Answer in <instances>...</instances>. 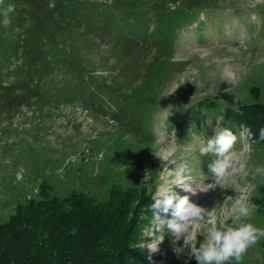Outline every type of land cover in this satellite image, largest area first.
<instances>
[{"label":"rangeland","instance_id":"1","mask_svg":"<svg viewBox=\"0 0 264 264\" xmlns=\"http://www.w3.org/2000/svg\"><path fill=\"white\" fill-rule=\"evenodd\" d=\"M118 1L128 8L135 2ZM45 4V0L0 3L3 10L15 5L13 12L0 14V38L10 16L20 14L23 21L16 23L20 44H36L30 70L24 69L14 81L7 72L0 75V221L21 197L35 195L44 179L53 187L50 193L58 196L73 189L102 199L111 183L143 190L140 193L145 198L132 226L135 242L127 264H197L183 239L175 241L166 227L161 228L156 215L164 219L170 213L148 211V203H154L152 195L161 187L171 190L177 184L176 195H189L206 211L215 208L190 233L197 236V247L211 227L231 224L235 199L254 204L251 222L264 228L262 178L228 177L221 186L194 196L185 190H200L213 183L207 164L214 157L201 156L197 144L198 137H212L218 116L212 123L206 121L204 133L199 128L200 99L230 106L242 114L247 123L242 125L250 131L259 127L253 113H242L238 105L264 107V0H153L151 11L163 13L150 16L146 42L136 46L112 44L109 32L98 28L88 33L93 37L90 52L82 50L81 56L95 71L84 81L91 83L101 99L85 104L76 99L47 102L39 91L43 81L32 74L40 53L62 39L69 20L61 8ZM168 11H175L180 20L174 38L166 28L172 24L164 15ZM47 18L53 26L43 25ZM85 32V27L79 31ZM251 85L260 88L259 96L252 94ZM106 89L113 101L103 94ZM25 111L31 113L25 115ZM168 116L190 131L187 142L178 139L174 127H166ZM220 126L225 127L224 121ZM257 130L256 139L252 132L247 139L238 133L234 149L249 165L264 166V145L257 142L261 140ZM16 171H20L18 178ZM240 264H264V239L248 249Z\"/></svg>","mask_w":264,"mask_h":264},{"label":"trees","instance_id":"2","mask_svg":"<svg viewBox=\"0 0 264 264\" xmlns=\"http://www.w3.org/2000/svg\"><path fill=\"white\" fill-rule=\"evenodd\" d=\"M45 1L47 8L54 4L69 17L62 39L45 47L32 72L34 77L43 81L39 91L47 102H72L76 99L83 104L96 103L101 97L93 91L90 82L84 81L95 69L89 67L81 56L82 50L89 51L88 45L93 38L88 33L98 28L109 32L112 44L121 42L126 46H136L139 42H146L150 16L163 13L151 11L153 0H135L133 8L118 0ZM4 10L0 5V14ZM147 10L150 15H147ZM168 12L164 15L172 24L166 28L170 30L169 37L174 38V29L179 27L180 20L175 11ZM10 18L11 22L1 31L0 75L7 72L9 80L14 81L22 76L24 69L30 70L32 65L29 62L36 44L21 42V46V30L16 23L20 25L23 19L20 14ZM45 20L44 26H53L51 18ZM83 27L86 32L81 34L79 31ZM250 91L259 96L260 88L251 85ZM102 92L113 101V95L107 89ZM219 96L231 100L224 93H219ZM197 105L202 109L199 128L204 133L207 131L206 121L212 123L216 116L223 115L225 127H230L236 135L241 132L242 123L247 124L242 114L228 105L208 98L200 99ZM238 106L242 113H253L259 124L255 130L264 128L260 124L264 118V107ZM165 124L168 129L174 127L180 141L189 140L190 131H184L183 123H174L168 116ZM254 129L251 132L256 139ZM257 142L264 145L263 140ZM52 188L48 181L41 180L36 194L21 197L22 201L15 202L12 212L0 221V264H127L135 242L132 226L145 198L140 193L143 190L111 183L106 186L103 198L95 199L84 190L73 189L58 196L50 193ZM260 199H256L257 202ZM148 205V211L152 213L151 203Z\"/></svg>","mask_w":264,"mask_h":264},{"label":"clouds","instance_id":"3","mask_svg":"<svg viewBox=\"0 0 264 264\" xmlns=\"http://www.w3.org/2000/svg\"><path fill=\"white\" fill-rule=\"evenodd\" d=\"M0 3H3V0H0ZM49 6L54 7V4ZM14 10L15 5H8L5 15ZM221 121H224L223 115L218 117L217 126L211 138L198 137L199 154L214 157L207 164L213 183L200 190L185 189L192 196L197 192H206L210 188L221 186L226 178L236 175L241 178L250 176L252 179L258 177L264 179V166L249 165L242 159L241 154L234 149L238 139L237 135L230 127H221ZM240 136L245 139L249 138L250 129L242 127ZM259 137L264 140V128L260 129ZM248 150L251 151L250 146ZM149 191L151 192V189ZM151 199L154 201L151 204L153 211L160 210L165 214L170 213V218L164 219L156 215L161 228L166 227L175 241L183 239L184 246L190 248L189 254L195 258L197 264H230L233 260L236 264H240L248 249L264 239V228L257 227L251 222L255 205L249 203L247 199H235L232 203L231 224L224 223L218 227H211L204 235L203 242L199 243V247H197V236L190 235V233H193L195 227L211 217L215 208L210 212L206 211L193 202L189 195L178 196L166 187L159 188ZM162 240L161 233L160 241Z\"/></svg>","mask_w":264,"mask_h":264},{"label":"bare ground","instance_id":"4","mask_svg":"<svg viewBox=\"0 0 264 264\" xmlns=\"http://www.w3.org/2000/svg\"><path fill=\"white\" fill-rule=\"evenodd\" d=\"M181 173V172H180ZM187 173H185L184 175L186 176V177H188L187 175H186ZM190 179V178H189ZM178 181V180H177ZM176 181V182H177ZM183 182V181H182ZM182 184V183H181ZM181 184H179L178 185V188L180 189V187H181ZM188 186V185H187ZM176 187H177V184H173L172 186H171V190L174 192L175 191V189H176ZM178 194H180V192L178 193ZM177 194V195H178ZM184 196V195H183Z\"/></svg>","mask_w":264,"mask_h":264},{"label":"built area","instance_id":"5","mask_svg":"<svg viewBox=\"0 0 264 264\" xmlns=\"http://www.w3.org/2000/svg\"><path fill=\"white\" fill-rule=\"evenodd\" d=\"M32 109L33 108L31 107V112H32ZM31 112L29 111V113H26L25 111V115L30 114ZM19 174H20V171H16L14 175L16 176V178H18L17 176H19Z\"/></svg>","mask_w":264,"mask_h":264}]
</instances>
